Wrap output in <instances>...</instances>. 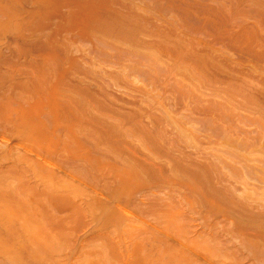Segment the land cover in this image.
<instances>
[{
	"label": "bare ground",
	"instance_id": "obj_1",
	"mask_svg": "<svg viewBox=\"0 0 264 264\" xmlns=\"http://www.w3.org/2000/svg\"><path fill=\"white\" fill-rule=\"evenodd\" d=\"M0 264H264V0H0Z\"/></svg>",
	"mask_w": 264,
	"mask_h": 264
}]
</instances>
